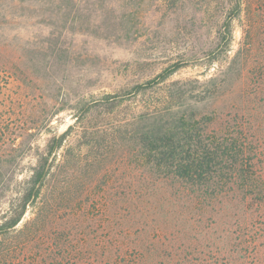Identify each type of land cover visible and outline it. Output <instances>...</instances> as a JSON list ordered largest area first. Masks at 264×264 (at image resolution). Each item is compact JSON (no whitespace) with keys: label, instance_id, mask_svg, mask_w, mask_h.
I'll list each match as a JSON object with an SVG mask.
<instances>
[{"label":"trees","instance_id":"trees-1","mask_svg":"<svg viewBox=\"0 0 264 264\" xmlns=\"http://www.w3.org/2000/svg\"><path fill=\"white\" fill-rule=\"evenodd\" d=\"M250 1L228 0L231 15ZM232 37L228 23L223 50ZM262 40V90H248L221 121L168 101L142 106L135 127L77 116L53 132L0 222V264H264V0ZM185 66L174 63L101 106ZM72 170H86L75 192L65 177Z\"/></svg>","mask_w":264,"mask_h":264},{"label":"rangeland","instance_id":"rangeland-1","mask_svg":"<svg viewBox=\"0 0 264 264\" xmlns=\"http://www.w3.org/2000/svg\"><path fill=\"white\" fill-rule=\"evenodd\" d=\"M227 1L0 0V222L47 139L77 116L135 127L142 106L172 101L174 111L221 121L243 107L247 92L262 90V0L236 16ZM177 62L187 66L154 88L109 110L101 106L106 96L128 93ZM81 173L65 176L73 192Z\"/></svg>","mask_w":264,"mask_h":264}]
</instances>
